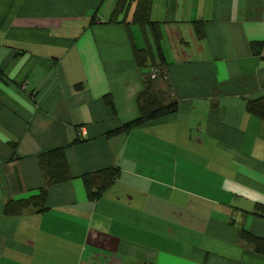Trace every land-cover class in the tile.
Returning a JSON list of instances; mask_svg holds the SVG:
<instances>
[{"label": "crops", "instance_id": "crops-1", "mask_svg": "<svg viewBox=\"0 0 264 264\" xmlns=\"http://www.w3.org/2000/svg\"><path fill=\"white\" fill-rule=\"evenodd\" d=\"M115 1L0 0V264H264L239 235L264 238V119L246 111L264 96V0H152L161 70L138 67L146 38L108 22ZM146 80L178 111L107 137ZM55 148L72 178L46 185ZM109 167L90 199L83 176ZM43 185L44 210L4 212Z\"/></svg>", "mask_w": 264, "mask_h": 264}, {"label": "trees", "instance_id": "trees-1", "mask_svg": "<svg viewBox=\"0 0 264 264\" xmlns=\"http://www.w3.org/2000/svg\"><path fill=\"white\" fill-rule=\"evenodd\" d=\"M134 4L132 16L130 21L126 20L128 10L131 5ZM152 0H116L113 6L112 12L109 16V23L124 22L127 25L137 24L146 38V45L143 48H135L133 50L134 59L138 67L146 68L151 66L161 67L165 64V59L160 47L161 30L159 24L150 19V9ZM196 23V36L201 37V23ZM146 28L151 35L153 45L148 43ZM264 44L259 41L251 43V50L254 55L260 56L261 49ZM155 50V51H154ZM155 57L159 60L156 64ZM149 80L139 92L137 96V111L138 116L121 126L112 129L106 133L107 137H113L120 134H127L132 129L157 120L163 116L178 111V103L175 100L165 102L163 99L157 96L149 95ZM103 101L107 110V114L110 117L116 115V109L113 100L109 94L103 96ZM246 111L259 119H264V96L248 99L246 102ZM80 139H76L73 143L79 142ZM39 164L42 168L44 177L47 184H53L58 182H65L72 178L68 162L66 160L64 148H55L49 151L43 152L39 156ZM119 176V170L115 167L104 168L99 171L85 174L83 180L85 183L86 192L88 197L92 200L98 199L102 194L116 181ZM46 185H43L40 190L27 199H20L14 202H8L4 206L5 213H11L12 207L15 205L17 208L15 213H20L24 208L29 205L34 206L37 210L42 211L45 208V201L47 195ZM264 210V207H259ZM242 239L253 245V248L259 252L264 253V238L254 235L246 229H242L239 232Z\"/></svg>", "mask_w": 264, "mask_h": 264}, {"label": "rangeland", "instance_id": "rangeland-1", "mask_svg": "<svg viewBox=\"0 0 264 264\" xmlns=\"http://www.w3.org/2000/svg\"><path fill=\"white\" fill-rule=\"evenodd\" d=\"M165 43H166V42L164 41V44H165ZM150 68L153 69V68H155V67H154V66H151ZM159 69L161 70L160 67H159ZM153 76H154V74H152V77H153ZM152 77H151V78H152ZM147 79H148V78H147ZM150 80H151V79H150ZM150 80H149V81H150ZM148 87H149V88H148V89H149V95H148V96H150V95H151V96H156V94H153V92L150 90V83H149V86H148ZM151 96H150L148 99H150ZM157 97H158V96H157Z\"/></svg>", "mask_w": 264, "mask_h": 264}]
</instances>
